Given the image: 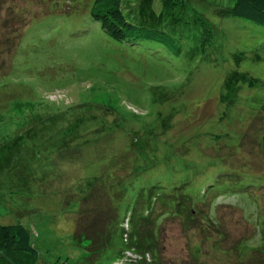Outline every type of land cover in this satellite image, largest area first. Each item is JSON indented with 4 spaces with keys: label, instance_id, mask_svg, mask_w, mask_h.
<instances>
[{
    "label": "rangeland",
    "instance_id": "rangeland-1",
    "mask_svg": "<svg viewBox=\"0 0 264 264\" xmlns=\"http://www.w3.org/2000/svg\"><path fill=\"white\" fill-rule=\"evenodd\" d=\"M134 1L153 14L137 26L166 41H114L87 7L0 4V25L27 21L16 41L0 28V225L29 231L35 264H111L139 195L223 205L203 220L222 249L264 233V25L215 14L233 0ZM79 207L94 245L72 240ZM181 217L160 227V262L213 264L200 224Z\"/></svg>",
    "mask_w": 264,
    "mask_h": 264
},
{
    "label": "trees",
    "instance_id": "trees-1",
    "mask_svg": "<svg viewBox=\"0 0 264 264\" xmlns=\"http://www.w3.org/2000/svg\"><path fill=\"white\" fill-rule=\"evenodd\" d=\"M12 1L13 0H10V4ZM35 1L44 4L47 10L52 9L53 11L63 13L71 11L72 6L77 8L87 7L90 20L98 24L104 35L117 42L126 40L166 41V38L161 32L137 26L153 18L152 11L149 10L148 1L136 3L132 0L130 3L129 0H89V7L85 4L84 0ZM2 2H4V0H0V4ZM24 9L25 7L19 9L17 13L15 11H10L11 17L15 14L17 16H22L25 13ZM26 11L28 15L30 9ZM215 14L218 17L244 20L256 26H262L264 25V0H233L230 7L219 8L215 11ZM15 21L20 23L18 30L15 29L18 25L17 23L16 27H13L12 24H8L5 21L0 25V28L4 30V32L6 31V33H4L6 39L9 37L8 34L11 35V33H13L16 41L19 30L27 22L20 18H16ZM15 41L13 43H7H9V46L14 47ZM166 47L168 46L166 45ZM8 70L9 68H7L5 73H0V75L6 74ZM66 112H69L71 117L73 116L68 109ZM77 121H80V124H82L80 119H74V121L67 125L66 129L74 126ZM75 138H77L76 134H71L69 136L70 140ZM87 185L89 189L91 186L90 183H87ZM157 202H159L163 208L160 211H157L155 208ZM203 206L205 210L202 208ZM221 206L223 205H216L212 210H209L207 204L191 206L188 204L187 198L180 196L178 198H173L167 195H159L150 199L148 194L145 199L143 196L139 195L134 202L131 212L127 213L116 225V240L120 249L115 253V258L111 264H163L160 262L161 259L159 256V252L163 250L160 247L159 239L164 238L163 230H160V227L167 220L178 218L181 214L183 217L180 219L184 222L182 225L184 224L194 229L196 224H200V229L198 231H203L204 234H202V239L212 244L211 249L215 253V257L213 256L212 259L213 264H264V233H256L255 231V234H250L244 239H239L236 242L234 241L229 246H224L223 249L218 247L220 243L226 241V237L221 232L215 230V232H217L216 234L211 236H208L210 234H206L209 228L207 227L208 224L203 220L206 222L214 220L213 217L218 207ZM79 210L74 219L72 240L78 241H75L76 243H79L81 240L82 242L87 240L90 246L93 241L86 236L84 237L85 234L87 235V232L80 226V219L83 213H81L82 210ZM80 213L82 214L81 217L79 215ZM196 214L200 216L197 219L195 218ZM214 227H216V225ZM106 232H103V237L101 234V239L104 240L103 243L108 245L112 237V231L110 229L107 233ZM98 233L99 232L96 233L97 237L94 239L96 244L100 243V235ZM253 236L255 239L250 241ZM249 242H252L253 245H249ZM89 246L85 249H92V255L99 249L97 246ZM36 258L37 254L30 240V233L26 228L19 224L0 225V264H35ZM195 261L196 259L193 257L192 262L189 264H196Z\"/></svg>",
    "mask_w": 264,
    "mask_h": 264
}]
</instances>
